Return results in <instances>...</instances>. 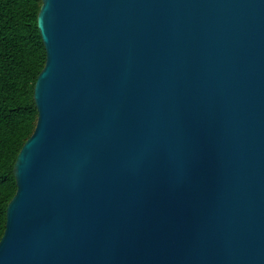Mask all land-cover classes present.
Listing matches in <instances>:
<instances>
[{"label": "water", "instance_id": "1", "mask_svg": "<svg viewBox=\"0 0 264 264\" xmlns=\"http://www.w3.org/2000/svg\"><path fill=\"white\" fill-rule=\"evenodd\" d=\"M37 23L0 264H264V0H42Z\"/></svg>", "mask_w": 264, "mask_h": 264}, {"label": "trees", "instance_id": "2", "mask_svg": "<svg viewBox=\"0 0 264 264\" xmlns=\"http://www.w3.org/2000/svg\"><path fill=\"white\" fill-rule=\"evenodd\" d=\"M42 0H0V241L17 192L14 166L38 119L34 89L46 63Z\"/></svg>", "mask_w": 264, "mask_h": 264}]
</instances>
